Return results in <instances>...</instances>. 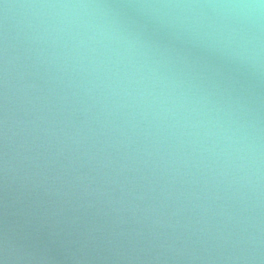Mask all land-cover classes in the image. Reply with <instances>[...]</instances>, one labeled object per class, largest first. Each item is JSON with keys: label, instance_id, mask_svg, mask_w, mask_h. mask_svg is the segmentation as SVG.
I'll use <instances>...</instances> for the list:
<instances>
[{"label": "water", "instance_id": "obj_1", "mask_svg": "<svg viewBox=\"0 0 264 264\" xmlns=\"http://www.w3.org/2000/svg\"><path fill=\"white\" fill-rule=\"evenodd\" d=\"M0 264H264V4L0 0Z\"/></svg>", "mask_w": 264, "mask_h": 264}, {"label": "clouds", "instance_id": "obj_2", "mask_svg": "<svg viewBox=\"0 0 264 264\" xmlns=\"http://www.w3.org/2000/svg\"><path fill=\"white\" fill-rule=\"evenodd\" d=\"M260 3H261V4H264V0H260Z\"/></svg>", "mask_w": 264, "mask_h": 264}]
</instances>
